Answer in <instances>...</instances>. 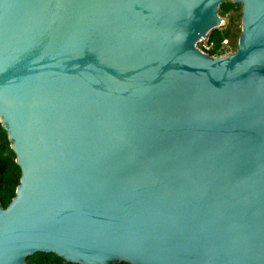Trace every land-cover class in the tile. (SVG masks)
Listing matches in <instances>:
<instances>
[{"label": "water", "instance_id": "water-1", "mask_svg": "<svg viewBox=\"0 0 264 264\" xmlns=\"http://www.w3.org/2000/svg\"><path fill=\"white\" fill-rule=\"evenodd\" d=\"M0 122V264H264V0H0Z\"/></svg>", "mask_w": 264, "mask_h": 264}, {"label": "trees", "instance_id": "trees-1", "mask_svg": "<svg viewBox=\"0 0 264 264\" xmlns=\"http://www.w3.org/2000/svg\"><path fill=\"white\" fill-rule=\"evenodd\" d=\"M231 1H226L220 4L219 14L222 15V7L227 10H231L234 6ZM236 9L240 10L233 14H230L227 18L226 24L220 27H216L209 32L210 40L214 39V43L217 47L220 45L223 39L228 40V48L220 49V53L227 51H233L237 47V39L240 34V18H241V6L238 4ZM216 52L213 50L212 53ZM21 175L20 167L15 162V154L11 149V142L8 139L7 131L4 129L0 122V205L6 207L15 196V190L19 184ZM24 264H78L64 260L58 255L51 252H35L25 259ZM110 264H130L125 261H115Z\"/></svg>", "mask_w": 264, "mask_h": 264}, {"label": "built area", "instance_id": "built-area-1", "mask_svg": "<svg viewBox=\"0 0 264 264\" xmlns=\"http://www.w3.org/2000/svg\"><path fill=\"white\" fill-rule=\"evenodd\" d=\"M219 16H221L219 14ZM225 24V21L223 19V17L221 16V21L219 22V24L217 25V27L223 26ZM196 47L203 53L211 55V56H216V55H223V54H227L231 51H225L224 53H220V49H224V48H228V40L227 39H223L220 43V45L216 48L215 43L210 40L209 38V33L206 34L205 36L200 37L197 42H196ZM213 50H216V52L212 53Z\"/></svg>", "mask_w": 264, "mask_h": 264}, {"label": "rangeland", "instance_id": "rangeland-1", "mask_svg": "<svg viewBox=\"0 0 264 264\" xmlns=\"http://www.w3.org/2000/svg\"><path fill=\"white\" fill-rule=\"evenodd\" d=\"M238 5V3H234V6H233V8L231 9V10H227L225 7H222V11H221V13H222V17H223V19H224V21H225V24H226V22H227V18H228V16L230 15V14H233V13H235V12H238V11H240V10H238V9H236V6ZM240 23V22H239ZM213 42H215L214 41V39L212 40ZM234 50V49H233Z\"/></svg>", "mask_w": 264, "mask_h": 264}]
</instances>
